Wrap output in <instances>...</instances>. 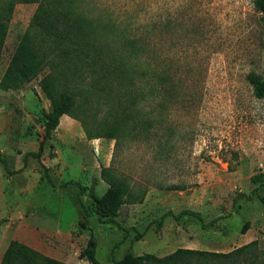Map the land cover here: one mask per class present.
I'll use <instances>...</instances> for the list:
<instances>
[{
	"label": "rangeland",
	"instance_id": "1",
	"mask_svg": "<svg viewBox=\"0 0 264 264\" xmlns=\"http://www.w3.org/2000/svg\"><path fill=\"white\" fill-rule=\"evenodd\" d=\"M10 1L0 81L38 5L0 0V14ZM81 5L99 29L112 25L103 32L107 38L134 39L138 57L127 59L133 74L122 81L128 97L148 92L137 70L147 61L178 84L179 98L161 105L159 77L152 79L156 90L137 103L136 112L148 125L127 127L116 139H90L80 121L64 114L37 160L24 153L37 150L42 112L50 110L39 83L47 70L17 89L0 87V261L10 240H31L29 227L42 231L45 244L66 247L63 257L77 264H91L79 255L90 238L102 264H115L128 250L163 256L194 245L226 252L253 239L264 247L259 200L264 185L253 191L250 182L252 174L264 171V98L254 96L247 79L250 72L264 75V26L253 0H82ZM119 81L114 78L111 86ZM84 92L76 94L74 113L102 135L101 127L113 122L114 93L94 90L84 107ZM101 166L124 175L132 192L144 193L141 202L124 204L108 223L85 217L78 200L87 204L90 198L66 183L89 186L96 178L101 195L107 188ZM250 191L252 199L246 197ZM185 210L199 213L206 227ZM245 221L249 227L241 233ZM136 231L144 232L140 239Z\"/></svg>",
	"mask_w": 264,
	"mask_h": 264
},
{
	"label": "trees",
	"instance_id": "2",
	"mask_svg": "<svg viewBox=\"0 0 264 264\" xmlns=\"http://www.w3.org/2000/svg\"><path fill=\"white\" fill-rule=\"evenodd\" d=\"M21 1H38V5L14 49L0 81V87L4 90L17 89L40 72L47 70L39 83L51 104L50 110L42 112L44 131L38 148L36 151L25 152L24 158L32 156L37 160L40 159L46 142L52 137L64 114L80 121L86 136L90 139L100 136L116 139L127 127L130 130L139 129L142 125L146 128L148 121H142L143 119L136 116V112L141 109L137 103L148 97V94L154 93L157 85L152 79L156 77H159L160 81L161 91H157V94L162 96L161 105L166 106L167 101L173 97L179 98L178 84L172 83L166 75L161 77L158 69L147 61H142L137 70L138 77L148 84V92H143L141 98L133 94L128 97L127 87H123L122 81L131 77L133 69L127 63V59L137 58L139 49L134 46V39L125 42L124 36L119 40L107 38L103 32L112 30V25L104 23L99 29L92 24V19L82 9V0ZM253 4L264 26V0H253ZM11 10L10 1L0 14V52L5 43ZM261 43L264 46V31ZM117 77L120 78L118 86H111L112 80ZM247 79L252 85L254 96L259 99L264 98V75L250 72ZM83 84H89L90 87L86 90ZM94 90L98 92L112 90L114 93L113 122L101 127L102 135L93 134L84 126L83 120L74 113L76 94L85 91L83 98L85 107L88 95ZM100 178L107 184L106 190L101 195L96 193L95 186L98 181L96 178L89 186L75 180L66 182L75 184L79 188V195L84 194L90 198L87 204L78 200L85 217L97 216L101 223L112 222L120 214L124 204L141 202L144 198V193L132 192L125 176L115 173L111 166H101ZM49 181L51 182L50 179ZM250 182L255 185L253 191L264 185V171L252 174ZM253 191L246 194L248 199H252ZM259 200L263 207L264 220V194ZM182 212L195 215L201 221L202 227H206L207 223H204L199 213L190 210ZM175 217L178 218L179 215ZM79 225L83 226L84 223L79 221ZM248 227L249 221H245L241 233H245ZM143 234L144 232L136 231L134 238L140 239ZM79 255L91 264H102L96 258V243L92 238ZM0 264L69 263L47 256L25 243L12 239L2 254ZM115 264H264V247L260 245L258 239H253L226 252L178 247L168 254L157 256L151 253L135 254L128 250L116 260Z\"/></svg>",
	"mask_w": 264,
	"mask_h": 264
},
{
	"label": "crops",
	"instance_id": "3",
	"mask_svg": "<svg viewBox=\"0 0 264 264\" xmlns=\"http://www.w3.org/2000/svg\"><path fill=\"white\" fill-rule=\"evenodd\" d=\"M26 227H28V226H26ZM57 231H59V230H57ZM28 232L30 233V236L32 237L31 240L24 241V243L27 244L28 246L36 249L37 251L42 252L43 254H45L47 256H51L53 258H56V259L61 260V261H64V262H67L69 264H77L76 262L69 261V260H67V259H65L63 257L62 252H65L64 250H65L66 247H62V248H60V247H53L52 244H51L52 241H50L47 244H45L40 239L41 232L42 231H39L38 229H36L34 227L33 228L32 227H29ZM185 232H187V231H185ZM50 234H55V233H52L51 232ZM55 238H58L57 235H55ZM63 243L66 244V242H64V241H63ZM65 244H63V246H65ZM184 248L197 249L198 247L196 248V246H194V245H187V246H184Z\"/></svg>",
	"mask_w": 264,
	"mask_h": 264
}]
</instances>
